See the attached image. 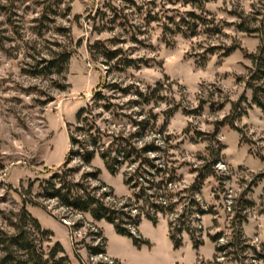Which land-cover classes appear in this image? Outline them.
<instances>
[{"label": "rangeland", "instance_id": "obj_1", "mask_svg": "<svg viewBox=\"0 0 264 264\" xmlns=\"http://www.w3.org/2000/svg\"><path fill=\"white\" fill-rule=\"evenodd\" d=\"M189 4V0H0V211L19 209V191L34 181L37 193L38 183L61 166L69 149L67 125L74 124L76 112L90 103L95 89L113 82L123 87H156L163 101L146 108L152 107L157 115V129L166 122L165 134L170 138L165 148L173 155L168 159L186 164L180 169L182 185L192 181L190 170L200 164L197 157L206 155L210 145L217 146L215 141L221 146L216 167L223 185L210 178L201 189V198L214 207L215 213L201 217L204 244L196 250L186 234L182 236V246L173 249L167 220L161 216L155 226L142 219L137 228L136 234L154 243L153 247L150 243L137 248L127 237V243L110 238L109 247L119 253L125 264L211 261L215 245L206 234L222 233L219 243L231 236L229 221L233 214L228 207L234 198L244 195L254 205L246 213L242 232L262 257L246 258L243 264H264V114L244 103L241 107L247 113L241 118H235L231 110V104L243 95L250 99L242 77L251 66L247 55L260 44L258 33L236 28L238 15L243 16L248 27H258L264 15V0H214L205 3L203 11ZM193 10L206 25L193 36L175 34L169 19L189 21L185 14ZM164 25L168 26L166 32ZM214 25L221 28L219 34L213 32ZM182 29L189 35L186 27ZM95 42L120 50L119 56L135 60L138 66L119 70L112 66L114 61L108 63L92 56L89 46ZM228 46L237 48L223 56ZM211 47L218 49L209 54ZM54 49L72 52L65 80L54 75H30L35 61ZM57 85L68 87L61 91ZM111 92L105 90L108 95ZM120 95L116 92L113 101L121 104L132 98ZM174 107L166 118L168 109ZM105 114L98 119H108ZM117 125L126 126L125 133L131 131L125 120ZM100 126H108V122ZM109 127L113 129V125ZM156 138L148 135L144 141ZM156 145L164 147L159 142ZM92 165L100 169V180L116 198L130 196L123 182V168L111 175L98 157ZM33 201L34 204L26 203L27 211L52 233L50 245H62L70 264H121L107 257L106 250L96 256L86 250L85 245L100 244L97 231L107 241L100 221L69 213L54 200ZM218 261L236 264L223 257Z\"/></svg>", "mask_w": 264, "mask_h": 264}, {"label": "trees", "instance_id": "obj_2", "mask_svg": "<svg viewBox=\"0 0 264 264\" xmlns=\"http://www.w3.org/2000/svg\"><path fill=\"white\" fill-rule=\"evenodd\" d=\"M189 1L193 9L203 11L204 4L214 0ZM185 15L189 21L186 18H180L176 22L169 19L175 27V34L193 36L199 27L206 25V21L195 15L194 10ZM238 18L240 22L236 28L240 32H256L260 37L257 50L247 55L251 66L242 77L245 88L250 92V99L248 101L243 95L231 104L235 118L239 119L247 113V109L241 107L243 103L248 107H257L264 114V15L255 28L248 27L242 15H238ZM183 27L189 30V35ZM167 30L168 26L164 25L163 32ZM213 32L219 34L221 28L214 25ZM236 48L224 47L223 56ZM216 49L218 47H211L207 53L212 54ZM89 51L92 56L102 57L105 62L114 61L112 66L119 70L138 66L134 65L135 60L119 56L120 50L109 49L101 42L89 46ZM71 55L72 52L65 49L50 50L46 56L35 61L33 69L28 73L43 77L54 75L64 81ZM67 87L68 85H61L57 88L64 91ZM132 88L134 91H131ZM105 90L112 91V95L105 93ZM116 92L122 97L130 95L132 98L121 104L117 103L113 101ZM158 92L156 87L141 88L134 84L123 87L115 82L103 84L93 91L90 103L76 112L74 124L67 125L69 149L61 166L38 183L37 193H34V181L28 182L23 191H19L22 198L19 209L0 211V264H70L62 245L59 242L50 245L52 233L43 229L39 221L27 211L26 203L34 204V198L54 200L67 212L88 215L94 222L104 220L113 226L118 235L129 238L137 248L150 245L147 239L136 234L141 220L146 219L155 226L160 216L167 220L168 238L173 249L182 246L183 234L188 236L191 247L195 250L204 244L201 217L215 212L214 207L207 205L201 198V189L210 178L220 186L223 185L216 167L221 146L215 141L217 146L210 145L206 155H199L197 160L200 164L190 170L193 174L192 181L188 185H182L180 169L186 164L168 159L173 155L165 148L170 138L165 134L166 122L157 129V115L153 113L152 107L146 108L163 101ZM98 109L100 111H96ZM175 109H168L166 118ZM104 113L108 119L99 120ZM123 120L131 131L125 133L126 126L116 127ZM101 122H108V126L101 127ZM109 125H113V129H109ZM230 125L236 129L232 123ZM148 135L157 138L144 141ZM214 136L216 131L211 135L213 138ZM157 142L164 147L156 145ZM95 157L102 161L111 175L123 168V182L131 191L129 197L116 198L113 190L100 180V169L92 165ZM72 161L76 162L70 166ZM261 198L264 201V191ZM253 205L254 201L244 195L233 199L228 207L233 214L229 221L231 236L219 243L222 233H207L206 236L215 245L213 259L205 263L199 260L198 264H223L218 261L219 257L243 264L246 258L258 260L262 257L247 243L242 232V224L247 220L246 213ZM96 236L100 238V244L85 245L91 256L105 254L106 240L100 231H97ZM73 247L75 256L79 258L74 244Z\"/></svg>", "mask_w": 264, "mask_h": 264}, {"label": "crops", "instance_id": "obj_3", "mask_svg": "<svg viewBox=\"0 0 264 264\" xmlns=\"http://www.w3.org/2000/svg\"><path fill=\"white\" fill-rule=\"evenodd\" d=\"M99 226L102 227L103 229V233L107 239L106 241V247H105V250H106V256L109 257V258H115L117 259L121 264H125L122 262V260L120 259V256H119V253L116 251V250H112L110 247H109V242H110V238H112L113 240L115 241H119V240H122L123 242L127 243L128 240L126 238H124V236H121V235H118L116 234L114 231H113V228L110 224H107L106 222L104 221H100L98 222ZM142 225V223H141ZM140 225V227H141ZM108 233V234H107ZM151 243V247L154 246V243L150 242ZM199 251V250H198Z\"/></svg>", "mask_w": 264, "mask_h": 264}]
</instances>
